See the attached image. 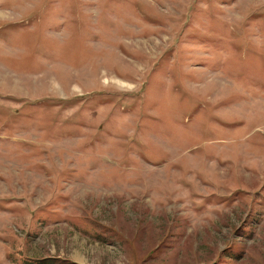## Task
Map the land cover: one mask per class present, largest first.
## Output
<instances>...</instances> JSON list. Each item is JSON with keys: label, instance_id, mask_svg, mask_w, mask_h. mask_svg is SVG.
Returning a JSON list of instances; mask_svg holds the SVG:
<instances>
[{"label": "rangeland", "instance_id": "rangeland-1", "mask_svg": "<svg viewBox=\"0 0 264 264\" xmlns=\"http://www.w3.org/2000/svg\"><path fill=\"white\" fill-rule=\"evenodd\" d=\"M0 264H264V0H0Z\"/></svg>", "mask_w": 264, "mask_h": 264}]
</instances>
